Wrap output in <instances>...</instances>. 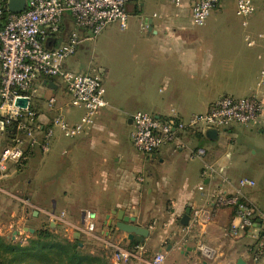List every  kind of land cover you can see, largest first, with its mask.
<instances>
[{"label":"crops","instance_id":"1","mask_svg":"<svg viewBox=\"0 0 264 264\" xmlns=\"http://www.w3.org/2000/svg\"><path fill=\"white\" fill-rule=\"evenodd\" d=\"M147 1L131 3L127 7V30L139 27L148 31L146 39L132 43V50L136 46L133 55L126 54L124 46L118 47L120 53L115 54L114 68L100 67L106 85L104 118L113 114L120 123L125 121L132 133V116L138 111L164 118L175 110L188 118L207 112L215 101L226 95L238 98L257 95L264 105V84L259 85L264 42L259 37L253 38L255 44L251 46L246 35L243 36L244 29L230 24L204 26L198 32H192L186 29L184 19L187 15L192 19L194 0H184L179 8L169 4L170 7L152 14ZM75 32L83 34L73 16L66 12L60 32L50 41V47L67 43ZM92 42H84L71 57L72 66L66 61V70L85 73L93 68L95 44ZM61 83L54 79L36 84L38 100L34 107L44 126L55 117L47 108L48 98L55 96L60 104L70 100L64 83L61 96L56 95L61 90ZM71 113L67 115L68 121L78 122ZM240 128L251 135L257 131L264 137V112L258 125H237L220 131L216 139L201 133L184 137L189 147L207 149V156L198 159L202 163L200 169L187 150L176 151L172 147L151 156L141 153L128 156L99 134L98 129H92L67 146L57 138L49 153L37 151L25 167L33 164L29 170L39 171L42 157H47L50 175H42L39 179L36 202L43 215L59 217L65 214L71 225L84 226L90 214L98 227L96 235L87 234L85 230L78 235L89 241L90 253L111 245L124 249L143 246L146 253L164 254L165 264H236L239 258L250 264L248 241L235 240L230 235L232 210L211 207L210 193L220 184V177L210 180L202 176L205 166L215 165L225 166L222 175L233 181L245 177L254 179L257 187L245 189L244 196L264 209V142L252 144L248 153L230 154L226 150L229 143L239 138ZM51 152H55L54 155ZM31 182L28 181L30 185ZM202 184L207 185L205 191L199 190ZM50 202L52 208L47 209ZM199 208L212 209L214 219L198 229L183 246L181 221L187 209H191V218L193 210ZM117 209L124 211L126 216L135 217L139 226L150 231L143 244L132 246L128 235L116 227L117 216L107 218ZM24 220L22 214L19 221ZM110 220H113L112 227H108ZM67 231L77 237L75 231ZM201 243L214 250L212 260H206L198 249ZM259 264H264V259Z\"/></svg>","mask_w":264,"mask_h":264},{"label":"built area","instance_id":"2","mask_svg":"<svg viewBox=\"0 0 264 264\" xmlns=\"http://www.w3.org/2000/svg\"><path fill=\"white\" fill-rule=\"evenodd\" d=\"M10 0H0V138L5 146L0 152V182L12 176V164L18 169L24 168L37 151L47 153L50 143L59 129L70 139L85 134L94 126L95 117L107 106L106 88L101 69L92 68L85 73H75L65 69V63L73 57L86 41L96 40L109 26L117 24L122 30L128 29L127 7L131 3L145 0H27L24 12L11 13L8 8ZM179 8L184 0H165ZM221 0H194L192 20L198 27H203L213 10ZM236 15L248 26L250 17L255 12L254 0H235ZM9 15L5 17V12ZM69 12L83 34L73 33L67 43L47 47V43L56 38L60 32L63 15ZM264 42V33L259 34ZM249 45L255 41L246 35ZM60 79L67 88L70 100L63 104L55 96L47 100V108L55 117L44 126L41 115L34 107L36 84ZM264 84V62L259 85ZM19 100H26L25 107L19 106ZM72 109L83 112L80 120L70 123L67 115ZM264 105L257 95L238 98L222 96L215 101L205 113L182 117L177 111L164 117H156L148 112L138 111L132 116L133 130L131 139L134 148L141 154L151 156L161 149L172 147L176 151L187 150L191 157L204 159L205 147L191 148L184 137L190 133L204 136L210 131L231 129L237 125L253 126L260 123ZM223 168L207 165L202 171L203 178L213 180L220 177V184L210 193L211 207L231 209L233 219L230 235L235 240H247L250 264H259L264 259V209H260L244 196L245 189H254L257 182L251 178L233 181L222 175ZM207 185L199 186L205 191ZM212 209L193 210L190 221L183 228L181 238L185 246L194 233L214 219ZM61 222L60 217L52 216ZM87 234H94L96 223L90 214L84 221ZM113 248L112 264H129L137 261L141 264H165V255L156 254L152 258L144 257L143 246L124 249ZM206 260L214 258V250L203 243L198 246Z\"/></svg>","mask_w":264,"mask_h":264},{"label":"rangeland","instance_id":"3","mask_svg":"<svg viewBox=\"0 0 264 264\" xmlns=\"http://www.w3.org/2000/svg\"><path fill=\"white\" fill-rule=\"evenodd\" d=\"M146 3L151 14L154 11H159L165 9L166 7H170L169 3L165 0H148ZM254 4L255 12L250 17L247 28H244L242 20L236 15L235 0H221L220 8L214 10L211 13L204 26L230 24L234 27L244 29L243 36L244 34H249L253 38H257L260 33L264 32V0H254ZM184 25L187 30H190L192 32H198L202 28L196 26L189 15H187L184 19ZM140 29L141 28L136 27L135 29H131L128 31L122 30L117 24L109 26L96 40H94L95 42H92L93 45L95 44V59L93 61V68L95 67L97 69H101L107 68L108 66L114 68L115 54L120 53V51L117 50L118 47L124 46L126 48L125 53L133 55V51L135 50L136 46L134 45V50H132V43L140 42L141 40L146 39L148 35V31H142ZM67 64L72 66V58L67 61ZM56 81L58 83H61L60 79H56ZM60 87L61 90L56 93L57 96H61L62 90L65 89L63 83H61ZM66 97L68 98V96ZM37 100L38 97L37 94H35L34 103L37 102ZM102 112L103 110L97 114L94 120V126L90 127L86 131V133H89L92 129H98L99 134L103 135L107 140H109V142L115 148H121L124 154H127L128 156L132 154L141 155L131 144V128L129 127V125L125 121H122V123H120V120L117 119L113 114L108 118H104ZM71 114L75 115L77 117V120L79 121L82 115V111L79 109H72ZM240 129L241 132L240 134H238L239 138H237L234 143H229V145L227 146L226 150L230 154L239 151L248 153L252 144L258 145L261 144V142H264V137L261 134H258L257 131H255L254 134L251 135L248 134L246 130H244V128ZM57 138L61 139V141H63L67 146L78 137L75 139L67 138L61 132V130L56 129L55 136L50 143L51 148L54 140H56ZM3 141L4 140L2 139L1 144L0 138V149L5 146V143ZM55 152H57V150ZM54 153L51 152V155H54ZM42 159L43 163L41 167H38L40 168L39 171L29 170L31 167H33L32 164L29 168L24 167L16 172H13V170H17L18 167L12 164L11 178L7 181L0 182V236L5 239H11L16 243L25 245L28 244L31 239H34L33 235L36 233V231L48 229L56 234L61 235L62 237H65L71 241H75L76 239L72 237V235L69 234L67 230L80 233L84 231L83 226H80L77 223H74L76 225H71L66 221V218H64L66 222H61L60 220L52 217L56 216V214H50L49 216L43 215L40 209V205H38L36 202V198L39 194V188L37 186L39 179H42V175L43 177L46 174L47 176L50 175V168L48 167L49 162L47 161L48 159L46 156H43ZM194 159L195 160L193 161L197 165V169H200L202 165L201 161L197 158ZM253 159L255 161L258 160L254 157ZM45 164L46 168H44ZM224 167L220 168L225 169L226 167ZM28 181H32L31 185L28 183ZM46 206L47 209H51L52 203L50 202ZM34 213H37V216H34ZM22 214L23 216H25V220L20 222L19 219ZM28 229H33L35 233H30ZM97 230L98 227L96 228V231ZM96 231L94 232V234L96 233ZM97 234L100 235L99 232ZM77 239L82 243H85L82 246L83 252L90 253V249L92 248V246L89 244V241L83 239L82 237H78ZM122 243H125V241H122ZM101 253H103L107 258L108 264H112V257L114 253L113 248L101 247L97 248L94 252V254ZM155 255L156 253H154L153 251L146 253L144 257L148 256V258H152ZM129 264L141 263L133 261Z\"/></svg>","mask_w":264,"mask_h":264},{"label":"trees","instance_id":"4","mask_svg":"<svg viewBox=\"0 0 264 264\" xmlns=\"http://www.w3.org/2000/svg\"><path fill=\"white\" fill-rule=\"evenodd\" d=\"M33 237L22 245L0 236V264H108L103 253L83 252L84 243L78 239L71 241L48 229L36 231Z\"/></svg>","mask_w":264,"mask_h":264},{"label":"water","instance_id":"5","mask_svg":"<svg viewBox=\"0 0 264 264\" xmlns=\"http://www.w3.org/2000/svg\"><path fill=\"white\" fill-rule=\"evenodd\" d=\"M26 6H27V0H10L9 4H8L9 11L11 13H15V14H20V13L24 12L26 9ZM47 47H50L49 43H47ZM17 104L19 106L25 107L27 105V101L26 100H19L17 102ZM207 136L211 139H216V137L218 136V131H216V130L210 131L207 134ZM155 156L156 155H154V157ZM190 213H191V209H187V211H186V213H185V215L181 221L183 226L188 225V223L190 221ZM111 215L117 216L118 222L116 223V227L121 232L126 233L128 235V239L130 241H132V242L135 241L139 244H143L145 239L149 236L150 231L148 229H145V228L139 226L136 223L137 219L135 217L126 216L124 211L118 210V209L113 210L112 213L107 216V218L109 219ZM35 216H37V213ZM112 226H113V220H110L108 227H112ZM28 230L32 234L35 233V231L33 229H28ZM78 235L80 236V234L77 233V237H75V239L78 238ZM198 255H200V253H198ZM236 264H249V263L246 260H244L243 258H239L237 260Z\"/></svg>","mask_w":264,"mask_h":264}]
</instances>
